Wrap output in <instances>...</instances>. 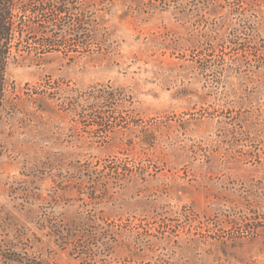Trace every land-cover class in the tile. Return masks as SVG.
Listing matches in <instances>:
<instances>
[{
    "label": "rangeland",
    "instance_id": "1",
    "mask_svg": "<svg viewBox=\"0 0 264 264\" xmlns=\"http://www.w3.org/2000/svg\"><path fill=\"white\" fill-rule=\"evenodd\" d=\"M31 4L0 264H264V0Z\"/></svg>",
    "mask_w": 264,
    "mask_h": 264
},
{
    "label": "trees",
    "instance_id": "2",
    "mask_svg": "<svg viewBox=\"0 0 264 264\" xmlns=\"http://www.w3.org/2000/svg\"><path fill=\"white\" fill-rule=\"evenodd\" d=\"M44 8L43 6L38 11L42 13ZM36 10L31 4V0H0V134L7 92L10 86L7 72L8 65L12 58L16 56L13 49L16 48L17 53H19L22 42L28 39L27 34L29 31L26 30L25 20L28 14L26 13L28 11L35 13ZM55 10L62 13L64 8L58 6ZM75 230L73 224H71V227L63 232V241L66 245L76 246L78 244V238L74 236ZM12 259L16 260V257Z\"/></svg>",
    "mask_w": 264,
    "mask_h": 264
}]
</instances>
